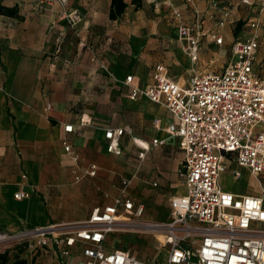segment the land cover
<instances>
[{
    "label": "crops",
    "instance_id": "crops-1",
    "mask_svg": "<svg viewBox=\"0 0 264 264\" xmlns=\"http://www.w3.org/2000/svg\"><path fill=\"white\" fill-rule=\"evenodd\" d=\"M212 1L138 0L141 6L135 8L132 0H124V12L111 20V0H68L65 9L77 10L80 16L78 22L71 23L60 18L63 7L58 3L37 10L33 0H0V5L17 10L16 17L0 15V232L13 234L79 223L94 207L113 203L122 179L129 180L127 193L144 206V213L147 204L159 207L158 196L173 193L170 200L185 193L184 185L177 183L181 142L165 131L173 122L172 115L163 104L143 97L131 100L124 80L131 75V85L145 87L153 81L155 65L163 64L170 78L185 84L202 50L212 43L227 45V59L218 69L197 72L221 70L231 58L232 42L250 32L232 35V29L242 22L244 7L252 15L246 26L252 20L258 22L259 48L253 71L264 78L260 43V37L264 42V7L260 11L258 6L240 4V0H219L222 5H238L220 27ZM173 9L181 12L185 23L193 22L195 13L201 17L203 35L196 62L181 47ZM168 27H173L171 40ZM71 31L78 40L70 60L58 52L72 45ZM214 33L222 37L221 44L211 38ZM81 45L88 50L80 52ZM150 48L156 52L141 54ZM214 54L206 52L207 56ZM187 73L188 78L181 83L177 75ZM68 124L73 125L71 133L64 131ZM116 128L124 129L119 155L107 151L104 137L107 129ZM153 139L164 143L154 146ZM65 141L79 156L78 171L83 173L94 163L95 177L73 180L74 161L64 151ZM139 141L148 147L142 159H138L142 150ZM226 163V174L232 181L251 177L233 157L228 156ZM233 171H239L240 176L233 177ZM221 176L222 191L261 192L259 185L251 193L226 187ZM177 187H183L184 192L176 194ZM20 190L29 197L15 199L14 193ZM109 248L116 249L111 244Z\"/></svg>",
    "mask_w": 264,
    "mask_h": 264
},
{
    "label": "built area",
    "instance_id": "built-area-1",
    "mask_svg": "<svg viewBox=\"0 0 264 264\" xmlns=\"http://www.w3.org/2000/svg\"><path fill=\"white\" fill-rule=\"evenodd\" d=\"M67 2L33 0V5L41 10L58 3L63 7L60 18L76 23L79 13L65 9ZM257 3L240 0V4L258 6L261 11L264 0ZM211 6L218 26L222 27L238 5H222L215 0ZM172 15L178 21L182 49L196 62L203 35L201 17L195 13L194 21L185 23L178 9H173ZM249 28L245 38L232 42L231 58L219 71H194L185 84H180L169 77L163 64H156L151 84L131 85V75L124 80L129 85L131 100L143 97L166 107L173 122L165 131L181 142L182 159L177 175L185 193L170 198L167 223H139L163 229V247L168 250L165 262L158 263L155 258L141 260L128 250L109 248L107 237L115 232L121 213L134 219H141L144 214V206L127 193V179L121 180L119 196L113 203L94 207L81 226L64 227L62 233L53 232L55 226L13 234L0 232V242L21 237H36L39 246L49 242L58 249L57 264H264V78L253 71L259 48L258 22L250 21ZM210 36L216 44L222 43V37L216 33ZM64 131L71 133L73 125H64ZM123 133V128L105 131L109 153H121L119 140ZM163 143L164 140H152L154 146ZM137 145L142 149L138 159H142L148 147L140 141ZM63 148L74 161L71 173L75 182L95 177L96 164L90 163L80 173L78 154L68 141ZM228 156L255 178L260 194H234L220 189L219 178L228 171ZM239 176V171H233V177ZM21 177L24 179L25 175ZM28 197L21 190L14 193L17 200ZM72 255L75 258L69 260Z\"/></svg>",
    "mask_w": 264,
    "mask_h": 264
},
{
    "label": "rangeland",
    "instance_id": "rangeland-1",
    "mask_svg": "<svg viewBox=\"0 0 264 264\" xmlns=\"http://www.w3.org/2000/svg\"><path fill=\"white\" fill-rule=\"evenodd\" d=\"M241 21L243 22L241 29L238 32H234V28L232 29V35L243 36L246 35V32L250 30L249 27L246 26V22L248 18H251L252 15L249 13V10L244 7L242 13H240ZM237 23V22H236ZM235 23V24H236ZM169 31H171L169 40L172 39L173 36V27H168ZM174 39V38H173ZM78 37L76 33L70 32L69 42L72 45H68L65 49H60L59 54L64 55L67 59L70 56H75L76 54V42ZM167 43H170L167 41ZM261 50L264 53V42L262 37H260ZM178 44V43H176ZM144 47V45H143ZM80 52H84L88 50L87 46H80ZM116 50V48L112 49ZM227 45H222L221 47L216 46L214 43L209 45L207 49H203L200 54V59L196 62L194 66V70L204 71L211 69H218L223 62L227 59ZM164 51V50H161ZM211 51L214 56H207L206 52ZM145 52V53H144ZM156 51L153 48L146 51H141V54H154ZM219 53L221 54L219 56ZM173 76L175 72H172ZM189 73L186 76L177 75V78H181L180 82L186 81ZM221 181L223 185L230 188H235L239 190H245L248 193L256 191L258 188V183L252 176L245 175L242 180L232 181L231 178L225 173L221 176ZM178 184L181 185V181L179 178ZM184 192L183 187H177L175 189L176 194H181ZM173 193L168 194L165 197L158 196L160 200L159 207H154L150 204H147L146 211L141 219H134L133 217L128 216L125 213H121L120 221H124L129 226L121 227L122 224L118 223L116 226L120 228L115 232H112L108 235L107 240L108 244L117 249H125L130 251L131 254L135 255L136 258L141 260H152L155 258L156 262L162 263L165 262L168 250L163 247L164 243V231L163 229L157 227H137L141 221H153L157 223H167L169 221V197ZM102 199H105V196H102ZM86 220V219H85ZM81 221L79 223H75L68 226L63 227H55V233H62L64 231V227H78L83 224L85 221ZM129 220V221H128ZM47 237H51V235H47ZM38 238L34 237H21L16 239H7L0 242V254L6 252L9 262L7 264L12 263L13 261L25 260L27 264H57L60 260V256L58 253V249L54 247L51 243L48 242L47 246H39L36 241ZM75 256L72 255L69 257V260L74 259Z\"/></svg>",
    "mask_w": 264,
    "mask_h": 264
},
{
    "label": "trees",
    "instance_id": "trees-1",
    "mask_svg": "<svg viewBox=\"0 0 264 264\" xmlns=\"http://www.w3.org/2000/svg\"><path fill=\"white\" fill-rule=\"evenodd\" d=\"M132 4H134L135 8H139L141 5L138 3V0H132ZM127 4L124 2V0H111L110 8H109V18L111 20L118 19L121 14L124 12ZM0 15L8 16V17H16L17 16V10L15 7H5L0 5ZM242 22H238L234 28V32H238L241 29ZM9 262V259L7 257V253H1L0 254V264H7ZM10 264H27L25 260H16L13 261Z\"/></svg>",
    "mask_w": 264,
    "mask_h": 264
},
{
    "label": "bare ground",
    "instance_id": "bare-ground-1",
    "mask_svg": "<svg viewBox=\"0 0 264 264\" xmlns=\"http://www.w3.org/2000/svg\"><path fill=\"white\" fill-rule=\"evenodd\" d=\"M117 221H118V223H120V224L125 223L124 221H123V222L120 221V218H118ZM121 227H122V226H121ZM137 227H141V228H142V227H147V228H149V226H145L144 224H138ZM119 229H120V228H118V227L115 225V231H116V230H119Z\"/></svg>",
    "mask_w": 264,
    "mask_h": 264
}]
</instances>
